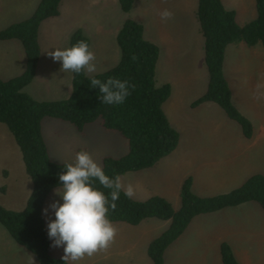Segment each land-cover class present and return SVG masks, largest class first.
<instances>
[{"label":"trees","instance_id":"obj_1","mask_svg":"<svg viewBox=\"0 0 264 264\" xmlns=\"http://www.w3.org/2000/svg\"><path fill=\"white\" fill-rule=\"evenodd\" d=\"M62 0H40L33 14L25 20L0 29V40L20 41L25 53V68L17 76L0 79V123L4 124L20 148L25 169L33 188L22 210H11L0 204V224L14 241L28 250L38 264H64L61 257L51 254V241L45 230L43 205L49 194L59 187L63 165L51 159L42 134L44 118H54L73 124L82 131L86 124L99 121L104 129L119 133L127 140L128 151L115 158L106 156L102 167L109 176L124 175L153 167L171 154L179 143V132L165 111L164 103L172 92L171 84H158L156 79L159 46L144 37L141 22L127 18L120 26L116 42L119 62L93 75L72 73V91L61 100H37L24 91L33 80L40 57L38 30L41 22L59 14ZM196 17L203 36V59L208 83L203 94L191 102L197 107L206 102L217 104L236 122L245 138L254 134L252 122L234 105L229 83L224 73L225 50L229 44L244 43L248 47L261 44L264 48V0H255L256 17L244 24L236 20V10L227 8L222 0H197ZM135 0H118L123 12H130ZM89 38L81 29L70 36L69 47ZM264 74V69H263ZM90 77L104 81L109 77L127 80L134 85L124 103L106 105L100 102L98 88L89 86ZM193 178L187 176L180 187V206L160 195L144 200L128 199L123 193L110 209L111 222L139 225L146 219L169 221L168 227L153 238L147 248L152 264H165V250L201 214L213 213L255 201L264 210V174L257 173L241 185L224 193L200 196L192 190ZM107 192V190H104ZM223 264H241L227 242L220 244ZM106 264V263H96Z\"/></svg>","mask_w":264,"mask_h":264},{"label":"crops","instance_id":"obj_2","mask_svg":"<svg viewBox=\"0 0 264 264\" xmlns=\"http://www.w3.org/2000/svg\"><path fill=\"white\" fill-rule=\"evenodd\" d=\"M66 1L68 0L61 1L59 6V14L57 16L43 20L39 26L38 41L40 45V57L37 65V70L31 83H29L24 88V91L26 93H28L31 97L37 100H61L68 98L70 96L72 91V73L62 72L60 70L61 68L60 62L58 61L54 62L53 59L47 55V51H52L54 50L53 48L69 47L70 36L76 29H81L83 33L89 38L90 41L89 46L90 49L94 52V55L97 53V48H99L101 45V42L99 40L100 36L106 33L109 36L108 48L110 50L111 55H109L108 58H112L113 56V62L109 66H107V68L102 69V71L115 66L120 60L121 52L119 53L120 49L116 42V35L120 26L125 21V19L121 23L115 24L111 28V30L107 32L108 30L105 28V25L102 24V22H100V19L97 18L95 14L86 13L85 15L86 19L95 21L93 22V27H91L93 28L92 36L91 33H87V27H88L87 24H85V27H83L80 23L79 24L73 23L65 29L66 31L65 43L59 44L56 42L58 36L56 29L50 26L49 27H44V26L45 23H47V21H50V19H58V17L61 16V13L66 5ZM112 1L114 2L115 0ZM39 2L40 0H38V3ZM116 2L118 4V7L120 8L118 0H116ZM25 5L21 4L20 6H17L16 3L14 4L11 1L0 0V6H3L4 8V10L0 9V15L13 16L14 14H16L17 16H19L18 19H13L12 17L6 18L4 25L0 26V29L9 26L12 23L27 19L33 14V12L37 7L36 4H35L36 7L35 6L33 7L34 5L33 3L30 9H27V11H23L24 8L26 9ZM158 10L160 13L163 10V8L159 6ZM246 11H247V6H243L239 12L240 14H242ZM28 12L30 14H28ZM141 13H142V9H141ZM159 18L160 15H158L156 24H154L152 27V29H154L153 37L150 36L148 37L146 23L145 21H143V19L141 20L134 19V20L139 22L142 21L141 23L143 24V26L145 24L144 37L147 40L152 41L159 46L160 55L157 63L156 72H158V70H160L161 72H163L164 70L168 72L173 70V68L177 69V67L181 66V63L178 65L179 59L183 58L186 53L184 51V46L181 43L182 40L180 38V29L174 28L172 25H165L164 23L161 22L162 20ZM236 20L239 21L237 11H236ZM43 40L48 41V44H44ZM256 46L248 47L246 44L242 42L237 44L235 43L229 44L225 50V59L223 64L224 73L231 89L232 101L234 105L252 122L254 127V134L253 137L250 139H247L243 136L239 125L238 126L241 132L240 137L238 133L235 132V136L238 137V140H233V141H235V143H237L239 146H243V148L247 150L253 149L256 146H261L264 144V108H262L263 111H259L257 109V102L259 100L262 101L264 100V83L263 82L257 83L251 78L250 80L247 81L246 87L243 89V86H241L240 83L238 82L237 76H239V74L235 73L237 67L240 66L239 65L240 61L235 59L233 61L230 58L229 52L231 50H236V51H243V52L255 54ZM117 47L119 51L117 50ZM202 47H203V43H202ZM0 52L6 54V57H11L12 59L16 57L19 59V65L16 69L17 71H15V73H12L13 71L11 72L8 71L9 75L7 76H6L7 73L5 74L2 73L0 74V79L2 80L10 79L12 77L19 75L24 70L26 59H25L24 49L20 41L16 39L2 40V41L0 40ZM199 57H201L200 49H199ZM202 57H203V52H202ZM202 62L204 63V59ZM9 67L10 66H5L4 69L6 70ZM0 70H3V68L0 67ZM98 72H101V70L97 71L96 73ZM189 78H190L189 76L184 75V76H180L176 80L175 76L173 77L172 75L168 77V74L166 73V75H164L163 82L161 83L163 84L165 82H168L171 84L172 92L170 97L164 103L163 109L171 125L175 129H177L180 135L179 143L176 149L171 154H169L164 158L167 159L172 154L177 153V157L173 158V160H175L178 164L188 162L196 165L194 166L193 169L187 170V172H183L180 174L173 173L170 170V167L169 170L163 172L162 174L157 172H151L149 174L148 173L141 174L143 173L142 171L152 169L154 167L153 166L145 170L134 171L135 173L138 174H132L133 176H129V178H126V180L124 181L122 177H124L127 174L125 173L124 175L121 176L122 183L125 185L131 183L135 187L136 191L133 196V198L135 199L144 200L152 195H160L167 198L172 203L173 207L177 209L180 206V187L183 180L187 176H192L193 178L192 190L197 195L210 196L228 191L227 190V191L216 192L209 195L203 194V192H205L204 190L207 187L212 186L217 182L226 184L227 182L232 180L230 179V177H228V175H225L220 171V169H222L221 167L220 168L216 167V169L214 170H211L212 168H210V170H208L206 174H203L201 172V170L205 167V164L207 166V164H213V162H215L212 156H205L207 157L205 159H203V157L196 158V154L192 153L190 154L191 159L185 158V155L187 153L185 152L184 148L186 147L187 142H182L183 140L181 139L182 138L181 127H179L180 126L179 122L182 121V116L185 112H183L180 109V104H178L177 102L178 98H176V96L179 95L181 91H184L185 89L186 90L189 89V88L187 89L186 86H182V87L177 86L178 83L181 81L182 84L187 85L188 83L186 81H188ZM157 80H158V73H157ZM34 83L41 84V90L37 89ZM243 83H245V81ZM50 84H52L55 87V89L63 92L61 93L62 95L60 94V96H56V97L52 95L42 96L41 94L45 95L47 93L46 90L49 89L47 87ZM235 94L236 97L241 101L240 104H243L246 107V110L251 112L250 113L251 115H249L238 104L235 103ZM198 96L200 95L191 97L189 103L190 112H188V115L189 113H191V111L198 110L200 109V107H204L206 103H209L206 102L197 107H192L191 102L194 99H196ZM243 98L245 99L243 100ZM250 99L256 105H252L251 103H249ZM168 101L170 102L173 101L171 103L170 115L167 114L165 110V104ZM223 126L227 128L229 125H226L225 123ZM112 133H114V131H109L104 129L99 121L86 124L82 131L77 130V128L69 122L61 121L54 118L47 117L44 118L42 121V134L47 144L49 155L53 161L58 163H71L69 156L74 157L73 153H76L81 150H86L92 153L95 160L100 164L104 157L110 156L108 155L107 153L108 151L106 150H108V147L110 146L109 144L111 142L112 137H115L113 136L114 134ZM2 137L3 134L1 135L0 138ZM52 137H54L53 141L51 140ZM47 138H49L51 141H48ZM73 138L81 139L84 142L83 143L79 142V144L77 145H71L69 143L70 140ZM66 143L69 144L70 148H67L68 145ZM11 153L12 152L6 151V154L2 156L4 158H2L3 160L1 161L0 164V175L3 178V181L1 183L2 185L0 187V195L3 197H6L9 191L8 185L4 181H7L8 183V181L12 179L13 176V169L9 165L10 161H8V159H10ZM202 153L204 155L203 151ZM239 157L240 156L238 153L236 155H233V157H231L230 159L229 158L226 159L227 169L228 172L230 171L231 178L235 179L236 177L237 178L241 177L242 180L241 182L243 183L247 178H249L253 174H257V173L264 174L262 171H251L245 166L239 165L237 163L240 162L237 160ZM248 157H250L249 153L248 156H246V158ZM22 161H23V157H22ZM23 167H24V171H26L24 161H23ZM20 168L23 170V168L19 164V169ZM233 168L234 171L232 172ZM148 176L150 177L154 176L153 184L149 183L151 180H149L148 183H146L147 182L146 179ZM30 181L33 188L32 180ZM32 188L31 191L27 190V192H30L31 194ZM54 191L55 189L49 195H52V193L54 194L55 193ZM30 194L29 193L25 194V198H26L25 200H28ZM172 195H174V197ZM3 202L1 203L0 201V204L5 207ZM157 221L160 220L146 219L136 226L129 225L124 222H112V224L116 228V235L113 242L106 249L97 251L91 257L85 256L81 260L77 261L76 264H96V263L152 264L151 259L147 255V248L150 241L161 233L160 232L157 234V229L160 226ZM224 241L231 246L236 259L241 264H264L262 262V260H264V210L257 202L250 201L235 207H228L213 213L201 214L195 216L190 222L187 229L165 250L164 262L165 264H223L220 254V244ZM51 245H52V241H51ZM50 252L53 256L62 258L63 247L51 246Z\"/></svg>","mask_w":264,"mask_h":264},{"label":"rangeland","instance_id":"obj_3","mask_svg":"<svg viewBox=\"0 0 264 264\" xmlns=\"http://www.w3.org/2000/svg\"><path fill=\"white\" fill-rule=\"evenodd\" d=\"M16 3L17 6H20L21 4H26V9L23 11H27V9H30L31 6L37 5L38 0H8ZM102 1V0H101ZM100 0H68L66 1V5L61 13V16L58 17V19H50V21H47L45 23L44 27H53L56 29L57 32V43L63 44L65 43V29L70 26L73 23L81 24L83 27H85V24H87V33H91L92 36V29L94 20H89L85 18L86 13L88 14H95L97 18L100 19V22L105 25V28L109 32L111 28L117 24L121 23L126 20L127 18L131 19H143L146 23V29H147V35L148 37L154 36V29H152L153 25L156 24L158 15H159V6H161L164 9H169L173 16L168 20H162V23L165 25H172L174 28L180 29V38L182 40V44L184 46L185 56L183 58L179 59L178 65L181 63L180 67L173 68L171 71H163L161 72L158 70V80L157 83L161 84L164 79V75L166 73L169 76L173 77L175 76L176 80L180 76H189V80L186 81L188 84L184 85L182 84V81L178 83V87L186 86L188 90L181 91L179 95L176 96L178 98V104H180V109L185 112L182 116V121L179 122V127H181V139L182 142H187L185 149V152L187 153L185 155V158L191 159L190 154L195 153L196 158H202L205 159L207 157L205 156H212V158L215 160L213 164H205V167L201 170L203 174H206L210 168L211 170L218 168L222 173L225 175H228L231 181L227 182L226 184L217 182L216 184L207 187L203 192L205 195H209L216 192L221 191H230L233 187L240 185L242 182L241 177L239 178H231L230 171L228 172L227 169V161L226 159H230L233 157V155H236L239 153V158L237 159L240 162H237L239 165H243L246 168L250 169L251 171H262L264 173V144L261 146H256L253 149L247 150L243 148V146H239L235 141L238 140V137L235 136V132L238 133L240 137V129L236 122L228 119L222 109L218 107L215 103L209 102L204 105V107H200L198 110H193L190 112V99L193 96L201 95L205 92L207 83H208V75L206 67L204 66L202 52L203 47L202 43L203 36L200 33L199 30V22L196 17V9H197V0H135V3L133 5V8L130 10V12L126 13L123 12L116 2V0L113 2L112 0H103L101 2ZM224 5L227 8L235 9L238 12V23L243 24L247 21H250L256 17V6H255V0H222ZM9 3V2H8ZM70 6H69V5ZM3 5V4H2ZM243 6H247V11L240 14V10ZM36 7V6H35ZM18 8V7H16ZM0 9L4 10L3 6H0ZM33 9V8H32ZM31 9V10H32ZM142 9V13H141ZM30 10V11H31ZM33 11V10H32ZM25 13V12H24ZM28 14H30L28 12ZM25 15V14H24ZM8 17H12L13 19H18L19 16L16 14L3 16L0 15V26H3L5 23V19ZM142 22V21H141ZM145 26V24H144ZM101 45L99 48H97V53L95 54V65H96V73L97 71H102V69L107 68L112 62H113V56L112 58H108L110 54V50L108 48L109 45V36L106 34H102L99 38ZM44 44H48V41H44ZM43 44V45H44ZM199 49L201 53V57H199ZM117 50L119 51L118 47ZM246 50V49H245ZM256 53H247L243 51H236L231 50L229 52L230 58L234 61L239 60L240 66L237 67L235 73L239 74L237 76L238 82L241 86H243V89L246 87V83L251 78L257 82H263L264 83V75H263V64H264V48L261 44H258L256 46ZM202 51V52H201ZM120 53V51H119ZM253 54V55H252ZM9 56V55H7ZM186 57V59H185ZM14 61V64H13ZM117 63V62H116ZM234 63V62H233ZM202 64V65H201ZM19 65V59L14 57L13 59L11 57H6V54L3 52H0V67L3 68V70H0V74L7 73L9 75L8 71H13L12 73H15L17 71V67ZM114 65V64H113ZM5 66H10L6 70L4 69ZM239 70V71H238ZM94 73H91L89 75H92ZM157 73H156V79H157ZM164 73V74H163ZM167 77V76H165ZM245 81V83H243ZM35 84V83H34ZM35 87L39 90H41V84H35ZM49 89L46 90V94L42 96H60L61 91L55 89V87L50 84L48 85ZM54 88V89H53ZM30 90V89H29ZM244 94V93H243ZM62 95V94H61ZM238 95V94H237ZM62 97V96H61ZM245 98H243L244 100ZM173 101H168L165 104V110L167 114L170 115V109H171V103ZM235 103L238 104L245 112H247L249 115H251L250 111L246 110V107L243 104H240L241 101L236 97L235 94ZM249 103L252 105H256L249 100ZM203 106V105H202ZM262 108H264V100H259L257 102V109L259 111H263ZM255 109V108H253ZM171 117V116H170ZM254 119V118H253ZM256 121V120H255ZM226 123V125H229L227 128L223 125ZM256 123V122H255ZM0 137L3 134V137L0 138V164L3 160L2 156L6 154V151L12 152L10 154V161L9 165L13 169V176L12 179H10L7 183V181H4L8 185V195L6 197H3L0 195V201L3 202L6 208L12 209V210H22L27 200H25V194L31 191L32 184H31V178L29 175L24 171L23 167V161L21 152L19 149V146L17 145L14 137L12 136L11 132L8 130V128L0 123ZM226 128V129H225ZM2 133V134H1ZM114 134L110 142V146L108 147V155L118 158L123 155H125L128 151V143L127 140L122 137L119 133L114 132ZM115 138V139H114ZM48 141H53L54 137L50 140L47 138ZM80 143H83L81 139H71L70 143L71 145H77ZM69 147V144L66 143ZM52 148V146H51ZM6 150V151H5ZM70 150V149H68ZM204 152V155L202 153ZM89 152V151H88ZM200 152V153H199ZM77 153V152H76ZM73 153V156L75 157V154ZM90 153V152H89ZM248 153L250 157L246 158L248 156ZM71 154V151H70ZM93 159L95 160L92 153H90ZM74 157H70L69 159L71 162L74 161ZM177 157V153L172 154L167 159H162L158 163L154 165L152 169L142 171L141 174H149L151 172H157L162 174L163 172L170 170L175 174H180L183 172H187V170L193 169L196 164L193 163H177L173 158ZM249 162V163H248ZM19 164L23 168V170L19 169ZM102 166V162L100 163ZM234 171V168L232 172ZM132 174H138L135 172H129L127 173L123 178L125 181L126 178H129V176H133ZM147 182L151 180L149 183H154V176H148ZM3 181L2 176L0 175V187L1 183ZM55 192V191H54ZM24 195V196H23ZM174 197V195H172ZM172 197V199H173ZM24 200V201H23ZM60 200V197L56 193H52V195H49L44 203L43 210L45 208H48V206L53 201ZM173 201V200H172ZM7 203V204H5ZM179 204V202H178ZM177 204V206H178ZM176 206V207H177ZM43 212V211H42ZM43 218L45 222V230H47V222L50 219H54V215L52 214V210L49 209V212L47 215L43 212ZM159 223V228L157 229V234L162 232L164 229L167 228L169 221H157ZM47 233V231H46ZM51 241V240H50ZM264 263V260H262ZM0 264H37L34 256L25 248L19 246L14 239L10 236L8 231L3 227L2 224H0Z\"/></svg>","mask_w":264,"mask_h":264},{"label":"clouds","instance_id":"obj_4","mask_svg":"<svg viewBox=\"0 0 264 264\" xmlns=\"http://www.w3.org/2000/svg\"><path fill=\"white\" fill-rule=\"evenodd\" d=\"M159 15L162 20H168L173 13L164 9ZM53 49L47 51V55L54 62H60L62 72L88 76L96 71L95 55L86 40ZM89 86L98 88L100 102L106 105L124 103L134 88L129 81L112 77L104 81L90 77ZM63 167L64 171L58 176L59 187L55 189L60 200L53 201L43 212L47 215L51 209L55 217L46 225L51 246L63 247L64 264H76L113 242L116 228L107 214L115 209L121 193L132 199L136 189L131 183L123 184L120 175H107L86 150L78 151L74 161Z\"/></svg>","mask_w":264,"mask_h":264}]
</instances>
